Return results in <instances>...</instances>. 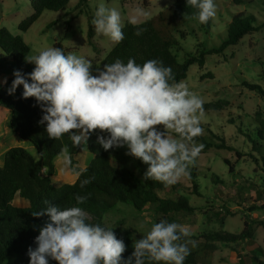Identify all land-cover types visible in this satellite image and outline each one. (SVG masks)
<instances>
[{
    "label": "trees",
    "instance_id": "1",
    "mask_svg": "<svg viewBox=\"0 0 264 264\" xmlns=\"http://www.w3.org/2000/svg\"><path fill=\"white\" fill-rule=\"evenodd\" d=\"M256 1L264 4V0ZM68 2L30 0L32 13L19 22V31L28 30L44 10H65ZM85 2L79 0L80 13ZM232 2L246 6L255 3ZM211 7V0H172L170 6L143 22L123 21L116 43L99 62L100 71L84 83V103L96 98L108 100L88 115V121L98 123L102 113L108 130L103 137L86 135L92 158L82 169L75 166L73 157L78 151L73 135L79 116L66 104L77 94L78 71L72 67L66 49L61 42H54L55 58L42 51L31 62L27 56L29 46L22 36L0 28V55L4 54L14 68L13 75L0 83V105L9 109L8 127L31 143L38 154L34 158L20 146L4 153L0 166V264H210L206 258L217 249V243L249 241L253 224L264 227V220L249 214H245L238 232L214 230L196 236L178 226L175 216L191 214L194 207L180 192L187 188L172 177L184 176L191 182L190 193L199 195L197 160L201 153L216 148L234 151L237 158L244 154L228 143L223 132L192 133L184 126L177 128L178 141L171 143L170 151L164 154L148 132L143 117L145 106H139L142 113L132 120L134 102L140 95L149 98L156 89L177 85L186 78L189 66L203 67L207 56H224V51L244 36L264 29V19L256 14L236 12L217 45L198 43L193 53L179 61L175 53L179 38L194 33V25L206 34L211 27ZM94 33L88 21V43L96 50ZM242 85L264 101L260 84L244 81ZM226 105L224 100H218L196 107L202 112H219ZM160 106L161 122L173 126L190 109L185 102ZM254 122L255 139L250 137L251 132H246V137L264 163V118L258 115ZM239 125L237 121L236 128ZM126 148H130L135 169L111 159L112 152ZM65 150L70 154L69 168L76 178L56 186L52 183L53 160ZM224 161L231 169L232 164ZM16 195L27 200L28 205H15ZM117 203L130 204L136 210L151 205L155 236L132 244L119 231L106 226L103 216ZM256 209L259 206L254 204L247 211ZM216 216L224 218L220 211ZM257 249L259 253L253 250L251 260L264 264L258 258L264 256V250ZM237 256L238 263L245 264L241 254L237 252Z\"/></svg>",
    "mask_w": 264,
    "mask_h": 264
},
{
    "label": "rangeland",
    "instance_id": "2",
    "mask_svg": "<svg viewBox=\"0 0 264 264\" xmlns=\"http://www.w3.org/2000/svg\"><path fill=\"white\" fill-rule=\"evenodd\" d=\"M254 2L246 6L234 4L232 0H211L210 30L205 34L194 25V33L189 32L185 38H179V45L175 49L178 60L183 61L188 54L193 53L198 43L206 46L217 45L225 36L232 14L236 12H252L258 18L264 19V4L260 1L257 3L256 0ZM78 3L79 0H69L63 11L44 10L28 30L20 32L19 22L32 13L30 0H0V28L6 27L12 34L22 36L29 46L27 56L31 62L42 51L49 52L55 58L54 42H61L66 49L72 67L78 71L77 94L66 100V104L69 111H74L79 116L73 135L78 151L73 157L77 161L75 166L82 169L92 158L87 148L86 135L103 137L108 130L105 115L102 113L98 123L88 121V115L105 105L108 100L96 98L84 103L85 81L100 71L99 62L116 43L117 31L125 19L133 23L143 22L170 6L172 0H86L81 7V13ZM88 21L95 30L93 40L96 50L88 43ZM5 58L4 54L0 55V81L6 74L13 75L14 68L9 66L12 62ZM244 81L260 84L264 89V29L244 36L236 45L227 48L224 56H207L203 67L189 66L186 78L177 85L156 89L149 98L140 95L134 102L132 120L141 115L139 106H145L143 117L148 132L164 154L170 151L171 143L178 141L176 132L180 126L192 133L223 132L228 143L234 144L244 154L237 158L234 151L216 148L201 153L197 160L200 171L197 179L199 195L190 193L191 182L184 176L172 177L180 180L182 186L187 188L180 192L194 207L191 214L176 215L175 223L196 236L201 232L214 230L238 232L243 227L245 214L264 220V163L261 154L251 148L252 143L246 137V132H251L250 137L255 139L252 130L257 125L254 121L258 115L264 118V101L255 91L244 87ZM218 100L227 102L219 112H202L196 107L199 103ZM181 102L189 104L190 109L178 117L176 126L162 123L161 103L163 106H171ZM9 113V109L0 105V131L8 128L13 132L5 120ZM233 118L240 121L239 129L236 128L237 121L230 122ZM6 141L4 139L3 143ZM262 144L261 153L264 154V141ZM29 151L34 158H38L32 145ZM111 159L116 164L135 169L130 148L112 152ZM225 159L232 164V170L225 163ZM69 160L70 154L66 150L54 158V185L75 179L76 174L70 171ZM41 173H45L44 168ZM13 203L28 205V201L18 195ZM254 204L259 209L248 212L247 208ZM217 211L223 214L222 220L217 218ZM103 221L132 244L150 240L156 234L155 214L151 205L136 210L130 204L117 203L104 214ZM252 228L253 236L249 241L239 244L217 243V249L206 260L210 264H239L238 252L245 264H257L251 260V255L253 252L259 253L257 247L264 250V227L255 223ZM258 258L264 261V256L258 255Z\"/></svg>",
    "mask_w": 264,
    "mask_h": 264
},
{
    "label": "crops",
    "instance_id": "3",
    "mask_svg": "<svg viewBox=\"0 0 264 264\" xmlns=\"http://www.w3.org/2000/svg\"><path fill=\"white\" fill-rule=\"evenodd\" d=\"M8 77H10V75H8V74L2 76V79H1L0 83L5 82ZM9 116H10V113H9V115H7V117H5L7 125H8ZM4 139L7 140L5 143H3ZM0 140H1L0 141V165H2V163H3V156H4L5 151L8 148L13 147V146H20V147H23V148H25V149H27L29 151V148L32 145L28 141L20 138L15 132H10L8 128L3 129V130L1 129V131H0ZM22 206H25V205H22Z\"/></svg>",
    "mask_w": 264,
    "mask_h": 264
}]
</instances>
